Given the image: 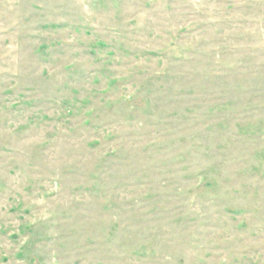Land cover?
Listing matches in <instances>:
<instances>
[{
  "label": "rangeland",
  "instance_id": "rangeland-1",
  "mask_svg": "<svg viewBox=\"0 0 264 264\" xmlns=\"http://www.w3.org/2000/svg\"><path fill=\"white\" fill-rule=\"evenodd\" d=\"M0 264H264V0H0Z\"/></svg>",
  "mask_w": 264,
  "mask_h": 264
}]
</instances>
